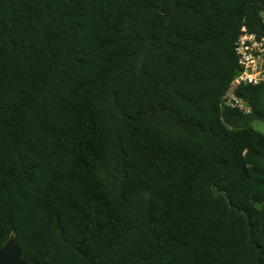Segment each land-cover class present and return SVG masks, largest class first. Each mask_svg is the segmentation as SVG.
Returning a JSON list of instances; mask_svg holds the SVG:
<instances>
[{"label": "trees", "instance_id": "obj_1", "mask_svg": "<svg viewBox=\"0 0 264 264\" xmlns=\"http://www.w3.org/2000/svg\"><path fill=\"white\" fill-rule=\"evenodd\" d=\"M264 0H0V247L26 264H264V84L222 98Z\"/></svg>", "mask_w": 264, "mask_h": 264}, {"label": "built area", "instance_id": "obj_2", "mask_svg": "<svg viewBox=\"0 0 264 264\" xmlns=\"http://www.w3.org/2000/svg\"><path fill=\"white\" fill-rule=\"evenodd\" d=\"M235 52L241 70L233 80L230 89L224 94L222 103L224 106L249 113L250 106L237 97L234 90L241 85L264 84V36L258 37L244 27L236 42Z\"/></svg>", "mask_w": 264, "mask_h": 264}, {"label": "water", "instance_id": "obj_3", "mask_svg": "<svg viewBox=\"0 0 264 264\" xmlns=\"http://www.w3.org/2000/svg\"><path fill=\"white\" fill-rule=\"evenodd\" d=\"M0 264H26L14 233L0 247Z\"/></svg>", "mask_w": 264, "mask_h": 264}, {"label": "rangeland", "instance_id": "obj_4", "mask_svg": "<svg viewBox=\"0 0 264 264\" xmlns=\"http://www.w3.org/2000/svg\"><path fill=\"white\" fill-rule=\"evenodd\" d=\"M253 126L255 129L264 133V123L257 121L253 124Z\"/></svg>", "mask_w": 264, "mask_h": 264}]
</instances>
